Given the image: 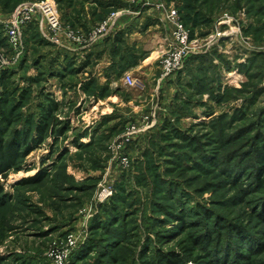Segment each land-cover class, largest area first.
<instances>
[{
  "label": "rangeland",
  "instance_id": "1",
  "mask_svg": "<svg viewBox=\"0 0 264 264\" xmlns=\"http://www.w3.org/2000/svg\"><path fill=\"white\" fill-rule=\"evenodd\" d=\"M43 1L0 0V119L3 112L7 136L24 130V118L36 117L40 95L48 94L60 105L55 118L62 124L55 130L67 128L63 136L49 135L19 170L0 179L9 197L0 207V264H159L160 254L182 257L190 235L207 230L231 248L237 242L232 229L238 228L249 241L264 244L258 218L264 189L255 174L256 154L264 150V0H186L193 11L190 18L183 11L184 21L179 17L188 24L193 54L167 83L155 81L161 80L159 60L151 71H124L123 77L141 80L136 90L119 79L95 82L94 61L71 73L85 58L60 59L63 45L72 44L64 36L59 45L50 41L37 22L22 39L23 51H14L6 22L18 7ZM50 1L62 28L85 36L113 13L119 20L141 6L154 9L140 15L151 19L179 3ZM37 77L40 83L32 81ZM132 126V140L118 149ZM41 171L39 182L21 183ZM102 187L111 196L98 202ZM116 212L120 219L108 226ZM174 215L188 225L182 232ZM70 236L77 242L72 251L66 246ZM211 248L195 246V261L186 264H207ZM257 250L248 264H264V252Z\"/></svg>",
  "mask_w": 264,
  "mask_h": 264
},
{
  "label": "trees",
  "instance_id": "2",
  "mask_svg": "<svg viewBox=\"0 0 264 264\" xmlns=\"http://www.w3.org/2000/svg\"><path fill=\"white\" fill-rule=\"evenodd\" d=\"M181 1V5H180ZM178 10V13L182 15L183 19V11H187L186 17L190 18L189 11L192 12V8L189 7V5H186V0H179V3L175 7ZM184 21V19H183ZM189 22H194V20H188ZM184 25L186 22H182ZM32 23L27 25L24 29L23 37L25 36V33L30 32V27L32 28ZM35 64H37L38 60L34 61ZM88 59L82 63L81 66H79L77 69L70 70L71 73L77 74V72H81L83 69H85L89 65ZM69 71V72H70ZM61 76V75H60ZM41 78V77H40ZM37 77V79H32L34 83H40L41 79ZM43 79V78H42ZM29 92V91H27ZM28 94V93H27ZM28 98V97H27ZM41 101L38 103V115L33 118V114L28 113L26 117L24 118L25 121V129H14L11 131L10 135V124L9 121L6 119L7 117L2 112L1 115V123L3 125H0V179L4 180L7 178V176L12 171H17L20 169V165L23 163L24 159L28 157L32 152L34 147L40 145L43 143L49 135H61L63 136L65 129L60 128L58 130H55L56 127L61 125L62 123L56 120V113L60 109V105L55 103L52 98L47 95H40ZM257 155V163H259L258 166H256V184L257 187L260 189H264V180L261 178L263 177L264 173V150H259ZM45 177V174L43 171L38 172L35 177L24 179L21 181L22 184H34L35 182H39L41 179ZM236 178V177H235ZM234 178L235 183L236 179ZM243 196H247V192L244 191ZM9 200L8 195L4 192L3 184L0 183V207L5 205L7 201ZM264 208V203L263 206ZM117 211V210H116ZM113 222L108 221L106 224L108 226H112L118 219H120L121 216H118V213L116 212L113 214ZM209 213L206 210L201 211V216L203 219H206L207 221L210 219V216H208ZM172 220L177 221L179 224L176 226V229L178 232H182L187 228V223L184 222L183 215H174L171 216ZM259 220L264 223V212L262 214L258 215ZM217 221V220H216ZM219 223V222H218ZM105 224V223H104ZM217 223L215 222V225ZM98 225V226H97ZM93 224L94 229H98L99 227H102V225L99 224ZM190 225V224H189ZM236 230V237L235 240L236 245L231 248L229 246L230 244H221L222 238L218 235L216 237H213V232L211 230L203 231V232H195L196 234L190 235V245L187 246V248H184L181 253H183L182 257L179 256H173V254H167L163 255L160 254L159 264H186V261H195L194 257V247L202 245V247H212L209 256H211V260L207 262V264H248V261L250 258H252L253 253L255 252L254 249H258V253H263L264 244L260 242H252L249 241V236L245 232H242L240 228L238 229H232ZM231 231V230H230ZM228 233L227 237L231 238L232 232ZM215 234V233H214ZM220 237V238H219ZM171 238V237H169ZM229 242H232L231 239H229ZM243 242L247 243L246 246L242 248ZM113 244V243H111ZM115 245H110L108 249H113ZM194 259V260H193Z\"/></svg>",
  "mask_w": 264,
  "mask_h": 264
},
{
  "label": "built area",
  "instance_id": "3",
  "mask_svg": "<svg viewBox=\"0 0 264 264\" xmlns=\"http://www.w3.org/2000/svg\"><path fill=\"white\" fill-rule=\"evenodd\" d=\"M155 1L157 2L156 5L160 4L159 7L162 6L161 0ZM127 2L130 4L144 2V6H151L146 0H127ZM163 10L166 18L171 24H173L174 27L171 31L168 42L164 48L160 49L158 54L159 66L161 70L160 79L169 77L179 72L183 67L185 59L190 54H193L192 47L194 45V42H191L189 39V31L185 28L184 24H181L178 10L173 6L169 7L167 10ZM118 17L119 13L111 14L105 21L97 25L91 33L85 36L84 33L75 32L71 28L63 29L62 24L59 21L58 12H56L54 2L44 0L40 3H29L18 7L14 11V15L11 19L5 24L6 37L8 44L13 47L14 51L20 49V51H18V54H20L23 51H21V47L23 45L22 39L25 30L24 28L32 22H37L39 23V28H41L44 33V37L50 41L59 45L61 36H64V38L71 43L73 47L86 49L91 47L92 44L97 41L104 40L107 36L112 35L117 28L116 25ZM123 82L126 86L134 90L142 87L141 80L136 79L131 75H125L123 77ZM134 130L135 128L132 126L128 130L129 132H126L124 138L117 146L118 149L120 147H125L132 140L130 139V135L133 134L132 132H134ZM120 163L124 166L129 164L127 158H121ZM98 195V202L111 196L110 191L105 187H102ZM66 242L68 251H72L77 245L76 239L72 236L68 237Z\"/></svg>",
  "mask_w": 264,
  "mask_h": 264
},
{
  "label": "crops",
  "instance_id": "4",
  "mask_svg": "<svg viewBox=\"0 0 264 264\" xmlns=\"http://www.w3.org/2000/svg\"><path fill=\"white\" fill-rule=\"evenodd\" d=\"M148 10L152 12L154 9L148 8ZM143 12L153 14L147 10L142 11L141 6L139 9L137 6L131 7L129 12L120 16L117 28L112 35L82 51L72 45H63L66 51L63 50L59 58H63L64 55H79L85 60L88 59L89 62H97L99 65L93 73L97 78L95 82L100 84L116 83L118 79L122 81L124 71L131 72L139 68H148L151 71L154 65L158 67L156 62H158L159 51L165 47L174 26L166 18L164 12L159 13L158 16L154 15L151 19L140 17ZM123 43L128 46H122L125 45ZM173 77L169 76L165 80L156 79L155 81L156 83H167L174 80Z\"/></svg>",
  "mask_w": 264,
  "mask_h": 264
}]
</instances>
